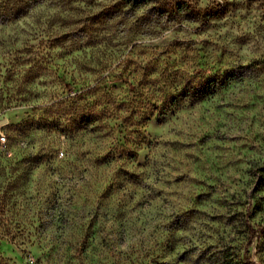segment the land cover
Returning a JSON list of instances; mask_svg holds the SVG:
<instances>
[{
    "label": "rangeland",
    "instance_id": "obj_1",
    "mask_svg": "<svg viewBox=\"0 0 264 264\" xmlns=\"http://www.w3.org/2000/svg\"><path fill=\"white\" fill-rule=\"evenodd\" d=\"M156 3L158 19L54 0L0 23V264H264V0ZM209 74L224 84L189 97ZM62 92L73 115L9 135Z\"/></svg>",
    "mask_w": 264,
    "mask_h": 264
},
{
    "label": "trees",
    "instance_id": "obj_2",
    "mask_svg": "<svg viewBox=\"0 0 264 264\" xmlns=\"http://www.w3.org/2000/svg\"><path fill=\"white\" fill-rule=\"evenodd\" d=\"M54 0H0V23H9L16 21L18 19L23 18L28 13L32 12L34 8H36L38 5H42L47 2H52ZM157 0H123L124 2V8L118 9L117 12L123 14V15H130L136 12V10L145 8L144 13H147L150 16H154L155 19H158L161 17L162 13L165 11L163 7L156 3ZM115 12V11H113ZM115 12V14H117ZM104 18L108 19V17L111 16L110 12L103 13ZM46 27L42 28L41 25L37 24L34 26L33 30H31V35H33V40H39L42 36V32L44 31ZM77 31H73L71 34L75 35ZM105 78V77H104ZM104 78L101 77L98 81H96L95 85L89 88L91 91H97L100 89V84L103 83ZM221 84L223 85V81L218 79L217 75L209 74L208 76L202 78L198 77L197 75H189L188 77V86L186 87V94L189 95L191 98H200L206 95L207 93L213 92L217 86ZM99 86V88H98ZM106 88V87H105ZM104 89V88H103ZM101 90V95H103ZM96 94V93H95ZM95 94L93 95L92 101H95ZM108 96V93H105V97ZM79 95L71 96L69 94L65 93H59L57 94L54 99L51 102H37L35 105H33L32 109L35 110V112L30 113V117L28 116L25 120L17 122L15 124L11 123L9 124V129L15 131L9 133L12 138H21L23 136V133L20 132L24 128H28L29 125L33 124L34 121H40L41 118H43V111L48 110V108L61 110V113H67L68 115H73L74 112H76V101ZM74 107V109H73ZM104 111V110H101ZM101 111H95L94 113H90L88 116L89 119H92L93 123H95L96 120H98L100 116H98ZM58 113V111H56ZM84 116V115H82ZM44 121L47 122L48 119L44 118ZM42 121V122H44ZM89 121V120H87ZM35 122V123H36ZM39 123L37 122V125ZM125 124V121L122 119L119 122V126H123ZM97 126V125H95ZM116 145V144H115ZM51 152V147L49 150H47L45 153ZM38 153V152H37ZM62 154L63 151H60ZM50 154V153H49ZM38 154L35 153H28L26 154L20 161L25 162H34L37 160H40V158H37ZM1 164V163H0ZM5 190L2 191L1 196L4 197L6 194ZM249 242L252 240V238L256 234V229L254 227H249ZM246 264H258L252 259H246Z\"/></svg>",
    "mask_w": 264,
    "mask_h": 264
},
{
    "label": "built area",
    "instance_id": "obj_3",
    "mask_svg": "<svg viewBox=\"0 0 264 264\" xmlns=\"http://www.w3.org/2000/svg\"><path fill=\"white\" fill-rule=\"evenodd\" d=\"M0 139H1L2 141H4V140H5V136H4V135H1V136H0Z\"/></svg>",
    "mask_w": 264,
    "mask_h": 264
}]
</instances>
